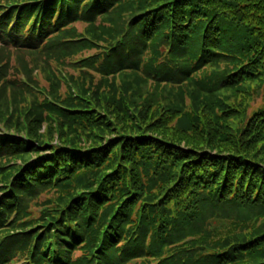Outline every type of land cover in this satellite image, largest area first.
Masks as SVG:
<instances>
[{
	"label": "trees",
	"instance_id": "trees-1",
	"mask_svg": "<svg viewBox=\"0 0 264 264\" xmlns=\"http://www.w3.org/2000/svg\"><path fill=\"white\" fill-rule=\"evenodd\" d=\"M4 2L0 46L27 52L72 22L134 12L85 66L150 84L131 97L112 77L42 102L10 89L11 105L30 106L0 113V158L21 156L0 164V264H264V0ZM4 69L0 100L13 85ZM46 190L54 201L32 214L28 199Z\"/></svg>",
	"mask_w": 264,
	"mask_h": 264
},
{
	"label": "rangeland",
	"instance_id": "rangeland-1",
	"mask_svg": "<svg viewBox=\"0 0 264 264\" xmlns=\"http://www.w3.org/2000/svg\"><path fill=\"white\" fill-rule=\"evenodd\" d=\"M0 2L3 3V6L6 5L4 0H0ZM120 3H122V1ZM133 13L130 10H125L120 13L119 17L116 13L109 12L96 17V19L91 23L89 21L72 22L64 27L62 32L55 35L57 38L62 39L53 40L48 46L46 41L42 44L44 49H41L40 51L37 50L27 52L24 50H15L14 48L3 49L0 46V67L4 66L5 68V78L2 79V81H11L13 83L11 88L5 87V98L3 97L0 100V113L4 114L8 111V109L11 110V106L16 107L18 111L26 109L28 105L30 106V102L24 101L20 97H17L16 101L11 105L9 92L13 86L21 87L22 85L27 87L29 85V87L33 90V93L27 94L26 99H29V97L32 96L31 99L34 98L38 102H42L45 98L57 99V95L63 98L69 93H71L73 97H76L77 92L74 84L91 89L95 88V85L98 84V87L101 89L111 81L112 77L115 81H117V83L121 81L126 85L125 91L129 95L131 94V97L136 96L135 90L137 88L140 92L145 93V91L148 90V84H150V81L140 83V86L137 87V85H134L131 82V77L134 74L127 72L119 74V72L113 76H102V73L100 74L99 71L98 73L97 70L95 71L85 66V64L87 65L89 62L92 55L96 52L104 51L106 46L110 45L111 41L119 36L122 30L117 31L116 29H121L120 25H122ZM113 33L114 36L112 35ZM107 36H110L111 38L108 39ZM63 39L79 43L72 46L70 50L65 51L66 53H58L56 51L50 52L52 45ZM148 51L149 53L151 52L150 50ZM229 66L231 67L232 65ZM226 68L227 64L222 60L214 62L212 66L208 67V69L212 70L215 74H221ZM84 74L86 75L84 76ZM32 83H34V85ZM52 87H54L53 91ZM190 87L195 88V86ZM240 88L243 89V87ZM235 93L237 94L236 96H234ZM239 93L240 90L235 92L234 88H220L219 90H216L214 94L216 97L220 98H224L225 96L228 98H235L238 97ZM102 103L103 102L100 101V104ZM261 104V95L259 93H254L249 102L248 114L261 106ZM228 122L231 123V119H228ZM1 128L4 129V125L0 124V131H2ZM39 128V135L43 133L45 134L47 124L42 123ZM108 138L110 139L109 136L102 137V146L109 142ZM56 141L57 140L52 141V145H56ZM82 148H85V145ZM116 149H118V146ZM20 161L21 156L19 155L7 154L0 158V164L4 165L5 168H12L18 165ZM91 167L97 168L96 163L91 165ZM152 193L154 195V192ZM55 196L56 192L53 190H46L40 193L37 197H31L28 199L30 205L29 211L32 214L37 215L36 213H39L41 209L48 208L50 206V201H54ZM231 213L232 212H230V215ZM245 214L246 218L248 215H256L255 211L244 212V215ZM258 217L259 219H257L255 226L260 228L264 226V215L261 214V216ZM5 231L7 230H2L0 232ZM77 253L79 254V251H77Z\"/></svg>",
	"mask_w": 264,
	"mask_h": 264
}]
</instances>
